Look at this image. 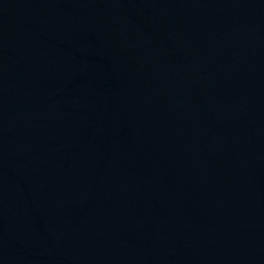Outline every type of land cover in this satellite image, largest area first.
<instances>
[{"label": "water", "instance_id": "water-1", "mask_svg": "<svg viewBox=\"0 0 264 264\" xmlns=\"http://www.w3.org/2000/svg\"><path fill=\"white\" fill-rule=\"evenodd\" d=\"M0 264H264V0H0Z\"/></svg>", "mask_w": 264, "mask_h": 264}]
</instances>
